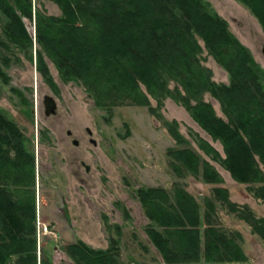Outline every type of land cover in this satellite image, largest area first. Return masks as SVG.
Wrapping results in <instances>:
<instances>
[{
  "label": "trees",
  "instance_id": "obj_1",
  "mask_svg": "<svg viewBox=\"0 0 264 264\" xmlns=\"http://www.w3.org/2000/svg\"><path fill=\"white\" fill-rule=\"evenodd\" d=\"M61 15L35 8L33 0H0L5 15L0 45L15 44L28 53L34 38L25 18L36 23V64L53 83L46 56L66 80L77 79L100 105L148 106L159 115L167 97L184 106L225 156L205 138L200 148L219 160L232 177L264 201V70L249 48L230 30L228 21L204 0H52ZM264 29V0H239ZM229 73V83L213 79L203 63V47ZM10 42V43H9ZM33 55L30 59L33 60ZM9 58L4 62L8 63ZM0 75L4 76L0 66ZM174 82V86L171 83ZM209 92L224 116L204 99ZM158 100L152 106L151 98ZM178 146L170 147V165L179 177L187 172L213 187V198L198 199L185 187H140L137 194L152 223L147 233L167 264L245 263L236 237L218 226L216 201L247 222L264 240V217L230 198L216 167L179 130L165 122ZM34 154L17 123L0 108V264H51L38 254ZM217 221V222H216ZM119 240L97 249L79 239L67 245L77 264H116Z\"/></svg>",
  "mask_w": 264,
  "mask_h": 264
},
{
  "label": "rangeland",
  "instance_id": "obj_2",
  "mask_svg": "<svg viewBox=\"0 0 264 264\" xmlns=\"http://www.w3.org/2000/svg\"><path fill=\"white\" fill-rule=\"evenodd\" d=\"M33 1L35 8L47 14H62L52 0ZM204 2L228 21L230 30L264 70V29L258 18L239 0ZM4 22L5 15L0 11V35L8 41ZM25 22L34 38L28 53L10 42L8 48L0 45V66L5 73L0 75V108L19 125L35 156L36 183L32 189L36 196L39 257L51 264H77L67 252V245L81 239L93 248L106 249L113 239H118L116 264H167L147 233L152 220L142 206L138 189L162 186L173 191L180 184L198 199L203 212L205 197L213 198L215 186L189 172L179 177L173 170L167 151L178 144L165 126L167 120H178L179 130L192 148L221 173L222 185L229 189L231 200L249 205L257 216L264 217V201L200 148L197 139L202 137L225 156L221 141L214 140L184 106L171 97L159 107V115L142 105L99 106L81 81L66 80L46 56L53 80L50 83L36 64L40 48L35 37L36 23L27 18ZM198 39L203 47V63L212 69L213 79L229 83L228 71L209 53L203 39ZM6 57L10 59L8 63L4 62ZM46 95L56 99V114L45 113ZM204 99L224 116L215 97L207 92ZM151 104L157 107L158 100L152 97ZM68 130H72L71 136ZM73 138L79 139V145L73 143ZM216 205L218 226L228 234L240 235L236 240L248 256L247 262L235 264H264V240L221 202L216 201ZM40 223L48 230L39 228Z\"/></svg>",
  "mask_w": 264,
  "mask_h": 264
},
{
  "label": "water",
  "instance_id": "obj_3",
  "mask_svg": "<svg viewBox=\"0 0 264 264\" xmlns=\"http://www.w3.org/2000/svg\"><path fill=\"white\" fill-rule=\"evenodd\" d=\"M264 51V48H263ZM44 104H45V113L47 115H51L57 112V102L56 99L52 95H46L44 99ZM94 143L96 144V140L94 139ZM89 169V166H87Z\"/></svg>",
  "mask_w": 264,
  "mask_h": 264
},
{
  "label": "flooded vegetation",
  "instance_id": "obj_4",
  "mask_svg": "<svg viewBox=\"0 0 264 264\" xmlns=\"http://www.w3.org/2000/svg\"><path fill=\"white\" fill-rule=\"evenodd\" d=\"M54 114H56V113H54ZM51 115H52V114H51ZM47 116H49V115H47ZM88 132H89V134L92 135V131H91L90 129H88ZM67 134H68L69 136H71V135H72V130H68V131H67ZM90 141L94 143V138H90ZM73 143H74L75 145H79V139H78V138H73Z\"/></svg>",
  "mask_w": 264,
  "mask_h": 264
},
{
  "label": "built area",
  "instance_id": "obj_5",
  "mask_svg": "<svg viewBox=\"0 0 264 264\" xmlns=\"http://www.w3.org/2000/svg\"><path fill=\"white\" fill-rule=\"evenodd\" d=\"M39 225H40L39 228H41V229L43 228L46 231L48 230V226L47 225H43L44 227H42L41 223Z\"/></svg>",
  "mask_w": 264,
  "mask_h": 264
}]
</instances>
